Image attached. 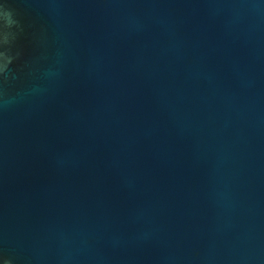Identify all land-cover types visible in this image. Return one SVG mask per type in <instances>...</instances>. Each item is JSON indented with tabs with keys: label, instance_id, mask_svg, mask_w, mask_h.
Listing matches in <instances>:
<instances>
[{
	"label": "water",
	"instance_id": "obj_1",
	"mask_svg": "<svg viewBox=\"0 0 264 264\" xmlns=\"http://www.w3.org/2000/svg\"><path fill=\"white\" fill-rule=\"evenodd\" d=\"M0 264H264V0H0Z\"/></svg>",
	"mask_w": 264,
	"mask_h": 264
}]
</instances>
